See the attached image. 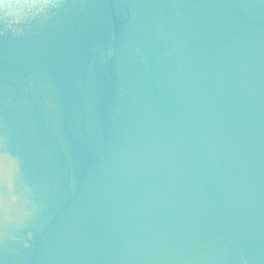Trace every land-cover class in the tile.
I'll use <instances>...</instances> for the list:
<instances>
[{
	"label": "water",
	"instance_id": "95a60500",
	"mask_svg": "<svg viewBox=\"0 0 264 264\" xmlns=\"http://www.w3.org/2000/svg\"><path fill=\"white\" fill-rule=\"evenodd\" d=\"M0 264H264V0H0Z\"/></svg>",
	"mask_w": 264,
	"mask_h": 264
}]
</instances>
